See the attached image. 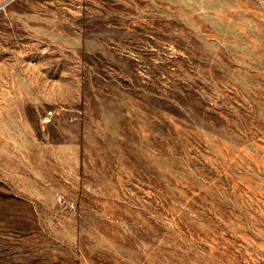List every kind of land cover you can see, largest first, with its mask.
<instances>
[{"label": "rangeland", "instance_id": "rangeland-1", "mask_svg": "<svg viewBox=\"0 0 264 264\" xmlns=\"http://www.w3.org/2000/svg\"><path fill=\"white\" fill-rule=\"evenodd\" d=\"M6 2L0 264H264V0Z\"/></svg>", "mask_w": 264, "mask_h": 264}, {"label": "built area", "instance_id": "built-area-1", "mask_svg": "<svg viewBox=\"0 0 264 264\" xmlns=\"http://www.w3.org/2000/svg\"><path fill=\"white\" fill-rule=\"evenodd\" d=\"M56 115V112L54 110H49L43 118V124L44 125H48L52 122V119L54 118V116Z\"/></svg>", "mask_w": 264, "mask_h": 264}, {"label": "water", "instance_id": "water-1", "mask_svg": "<svg viewBox=\"0 0 264 264\" xmlns=\"http://www.w3.org/2000/svg\"><path fill=\"white\" fill-rule=\"evenodd\" d=\"M8 4V2L4 3L3 5L0 6V8L5 7Z\"/></svg>", "mask_w": 264, "mask_h": 264}]
</instances>
